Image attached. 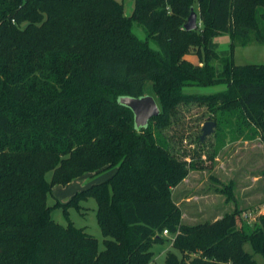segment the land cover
Here are the masks:
<instances>
[{
  "label": "trees",
  "instance_id": "1",
  "mask_svg": "<svg viewBox=\"0 0 264 264\" xmlns=\"http://www.w3.org/2000/svg\"><path fill=\"white\" fill-rule=\"evenodd\" d=\"M195 3L201 25L189 31ZM223 33L232 48L264 45V0H134L129 16L117 0H0V264H155L165 229L176 251L166 264H264L246 250L264 258V214L251 234L238 210L188 226L172 199L187 161L163 131L183 106H206L220 140L264 143V64L220 56L209 43ZM148 82L161 114L138 130L119 99L144 96ZM211 87L224 89L199 90ZM109 169L69 202L47 204L53 185ZM89 198L101 249L85 228L52 218Z\"/></svg>",
  "mask_w": 264,
  "mask_h": 264
},
{
  "label": "rangeland",
  "instance_id": "2",
  "mask_svg": "<svg viewBox=\"0 0 264 264\" xmlns=\"http://www.w3.org/2000/svg\"><path fill=\"white\" fill-rule=\"evenodd\" d=\"M124 6L126 15L134 11V0H117ZM197 13L198 26L199 6L194 5ZM187 22V21H186ZM140 38L145 37V32L137 25L133 28ZM210 48L220 56H233L238 66L247 64H264V45L252 42L247 46L232 48V38L229 33H223L210 40ZM188 59L198 62L197 49L191 48L186 55ZM217 70L221 69L216 64ZM221 87L200 88L203 93L220 91ZM145 95H154L153 85L148 82L144 87ZM210 110L203 105L193 103L183 106L171 127L163 131L169 142L171 151L187 161L188 174L172 191V199L181 210L183 224L193 226L204 222H211L240 211L238 227L251 234L255 229L258 217L264 214V143L258 136L253 140L240 137L237 140L226 133V138L220 140L214 132L206 137L204 142H199L204 124L211 119ZM223 141V142H222ZM192 157H195L193 160ZM114 170L109 169L98 174L86 173L66 185H53L48 195L47 204L54 206L56 203H67L74 195L108 179ZM52 173L46 174V179L51 181ZM232 185L234 198H229L225 188ZM82 207L75 206L55 208L52 218L66 226L72 222L78 228H85L89 234L99 241L100 249L103 248V235L99 227L96 209L97 201L89 198L79 203ZM251 213L253 219H243L244 214ZM164 243L152 246L155 264H166L169 251H174L168 237ZM246 250L254 254L255 259L263 263L264 258L255 254L250 244Z\"/></svg>",
  "mask_w": 264,
  "mask_h": 264
},
{
  "label": "water",
  "instance_id": "3",
  "mask_svg": "<svg viewBox=\"0 0 264 264\" xmlns=\"http://www.w3.org/2000/svg\"><path fill=\"white\" fill-rule=\"evenodd\" d=\"M197 13L192 9L190 16L185 23L186 30H195L198 27ZM119 103L132 110L134 113L135 126L138 130L148 126L149 121L161 114V109L157 100L152 95H144L142 97L122 96ZM215 122L207 121L202 129L201 142H204L207 136L214 132Z\"/></svg>",
  "mask_w": 264,
  "mask_h": 264
},
{
  "label": "built area",
  "instance_id": "4",
  "mask_svg": "<svg viewBox=\"0 0 264 264\" xmlns=\"http://www.w3.org/2000/svg\"><path fill=\"white\" fill-rule=\"evenodd\" d=\"M245 220H250V219H253V215L251 213H247V214H244V217H243ZM163 236L165 237H169L170 236V232L168 229H165L163 231Z\"/></svg>",
  "mask_w": 264,
  "mask_h": 264
},
{
  "label": "crops",
  "instance_id": "5",
  "mask_svg": "<svg viewBox=\"0 0 264 264\" xmlns=\"http://www.w3.org/2000/svg\"><path fill=\"white\" fill-rule=\"evenodd\" d=\"M191 60H192V59H191ZM192 61H195V58H194ZM221 88H222V89H221ZM221 88H220L221 90H223V89H224L223 87H221Z\"/></svg>",
  "mask_w": 264,
  "mask_h": 264
}]
</instances>
